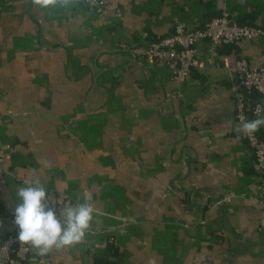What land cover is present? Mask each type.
<instances>
[{"label": "crops", "instance_id": "crops-1", "mask_svg": "<svg viewBox=\"0 0 264 264\" xmlns=\"http://www.w3.org/2000/svg\"><path fill=\"white\" fill-rule=\"evenodd\" d=\"M103 1L98 18L84 0H0V237L35 170L55 201L87 194L95 212L81 243L25 264H264V187L223 68L240 57L264 64V38L221 46L219 68L199 42L200 64L180 86L170 68L112 50L222 8L264 27V0Z\"/></svg>", "mask_w": 264, "mask_h": 264}, {"label": "built area", "instance_id": "built-area-1", "mask_svg": "<svg viewBox=\"0 0 264 264\" xmlns=\"http://www.w3.org/2000/svg\"><path fill=\"white\" fill-rule=\"evenodd\" d=\"M85 15H95L98 18L107 16L103 0H84ZM264 38V27L252 23L237 24L230 19L226 8H222L219 15L204 18L201 22L191 26L184 21L174 20L171 31L145 43L128 44L116 43L112 50L124 52L138 59L150 60L154 64H161L172 70V80L180 86L194 68L200 64L197 44L201 41L207 43V54L215 68L217 64L218 49L226 44H234L241 40H258ZM102 70L107 66L102 65ZM227 72L229 91L232 94L234 120L236 128L242 121L264 117V64H256L244 57L236 59L232 64L223 66ZM263 126L252 136L240 135L245 139L253 174L256 175L264 187V137ZM3 150L0 146V183L4 177ZM49 207L59 213L60 207L66 202L76 203L66 195H61L55 201L53 192L48 191ZM256 197H250L255 199ZM14 223V222H13ZM98 222H95V225ZM97 230L101 228L95 226ZM106 227L104 231L115 229ZM93 226L87 232H91ZM18 228L0 237V264H25L31 257L45 260L28 245L22 244L17 238ZM248 254V249L243 253Z\"/></svg>", "mask_w": 264, "mask_h": 264}, {"label": "clouds", "instance_id": "clouds-1", "mask_svg": "<svg viewBox=\"0 0 264 264\" xmlns=\"http://www.w3.org/2000/svg\"><path fill=\"white\" fill-rule=\"evenodd\" d=\"M73 0H32L41 8L61 5L67 7ZM262 126L264 117L245 120L238 126L244 136L252 137ZM25 186L15 190L18 203L14 207V224L18 228L17 238L28 245L37 255L45 256L53 249L73 247L83 241L93 221L95 209L90 197L84 202H66L56 210L49 207V194L35 170Z\"/></svg>", "mask_w": 264, "mask_h": 264}, {"label": "water", "instance_id": "water-1", "mask_svg": "<svg viewBox=\"0 0 264 264\" xmlns=\"http://www.w3.org/2000/svg\"><path fill=\"white\" fill-rule=\"evenodd\" d=\"M133 61H135V62H137V63H139V64H141V65H143V66H145V63H146V61L145 60H143V59H138L137 57H133ZM151 69H154V70H156L154 67H150ZM92 79H93V81H95L96 80V78L95 77H92ZM159 108H160V106H157V110H159ZM195 194V197H197V198H199L200 200H202L203 202H206L208 199L205 197V198H201L200 196H197V195H199V194H197L196 192L194 193ZM220 200H221V202L222 203H224V196L223 195H221L220 196ZM247 247V246H246ZM247 249H248V254H249V248L247 247ZM248 254H246V255H248ZM245 255V254H244Z\"/></svg>", "mask_w": 264, "mask_h": 264}, {"label": "trees", "instance_id": "trees-1", "mask_svg": "<svg viewBox=\"0 0 264 264\" xmlns=\"http://www.w3.org/2000/svg\"><path fill=\"white\" fill-rule=\"evenodd\" d=\"M245 23H252V24H254L253 21L252 22L251 21H247ZM108 242H109L110 245H112V244L114 245L115 244L113 236H110L108 238Z\"/></svg>", "mask_w": 264, "mask_h": 264}]
</instances>
